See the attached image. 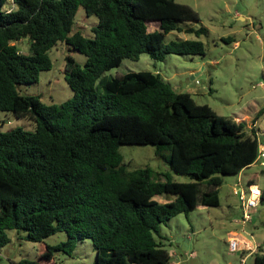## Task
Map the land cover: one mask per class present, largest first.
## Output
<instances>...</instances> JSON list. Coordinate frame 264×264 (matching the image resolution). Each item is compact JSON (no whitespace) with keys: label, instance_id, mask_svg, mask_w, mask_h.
Returning a JSON list of instances; mask_svg holds the SVG:
<instances>
[{"label":"trees","instance_id":"obj_1","mask_svg":"<svg viewBox=\"0 0 264 264\" xmlns=\"http://www.w3.org/2000/svg\"><path fill=\"white\" fill-rule=\"evenodd\" d=\"M79 6L97 17L90 35L73 30ZM183 19L197 20L198 12L176 0H0V110L36 122L32 129L0 128V247L10 241L9 228L42 242L37 258L13 264H56L54 250L71 254L85 238L96 249L92 264H169L170 253L155 236L161 223L198 204H218L221 174L256 159L254 126L247 131L244 119L197 102L158 71L128 70L102 79L104 90L97 91V79L124 57L204 53L200 39L165 40L173 29L206 32L203 25H180ZM21 37L29 52L18 48ZM58 41L85 55L83 64L65 56L72 95L47 103L22 93L20 84L51 68L49 50ZM262 112L264 105L256 115ZM122 143L155 145L175 171L193 179L154 178L148 165L126 169ZM163 193L172 198L159 200ZM57 231L65 239L44 241ZM253 262L264 264V250L253 253Z\"/></svg>","mask_w":264,"mask_h":264},{"label":"rangeland","instance_id":"obj_2","mask_svg":"<svg viewBox=\"0 0 264 264\" xmlns=\"http://www.w3.org/2000/svg\"><path fill=\"white\" fill-rule=\"evenodd\" d=\"M191 5L199 15L197 20H179L183 26L207 28L196 34L191 31H169L165 40L171 38H196L204 44V53L169 52L161 60L141 52L134 59L124 57L118 66L105 70L97 79L96 89L104 90L103 80L122 74L128 70L149 69L158 71L176 90L188 91L197 102L208 103L220 114L241 119L254 120L253 126L260 141L264 143V112H256L264 105V0H176ZM97 21L95 14H86L79 6L73 30L79 29L90 35L91 25ZM156 27L150 22L148 28ZM18 48L29 52V40L21 37L16 41ZM52 66L40 72L38 81L19 85L22 93L38 94L42 101L60 102L72 95V89L64 77L65 56L71 54L80 64L85 55L64 41H58L49 50ZM35 119L27 115H16L9 110H0V128L21 126L32 129ZM122 163L126 169L148 165L153 177L164 179L168 174L172 179L187 181L193 179L188 173L175 171L161 154L155 152L150 143H122L119 146ZM255 159L238 173L221 174L222 181L217 186L219 203L198 204L187 212H179L162 222L160 234L155 235L170 253L169 264H235L240 259V250L229 247L228 231L242 233L253 242H259L264 250V200L250 207L254 217L244 223L241 200L233 186L239 179L246 183L249 179L260 188L264 185V164ZM159 200L172 198L163 193ZM10 241L0 247V264H13L21 257L37 258L41 241L25 238V230L7 229ZM64 231L47 236L44 241L56 243L65 239ZM96 249L89 238L77 241L71 254L63 250L53 251L56 264H92ZM245 264H254L253 254H249Z\"/></svg>","mask_w":264,"mask_h":264},{"label":"built area","instance_id":"obj_3","mask_svg":"<svg viewBox=\"0 0 264 264\" xmlns=\"http://www.w3.org/2000/svg\"><path fill=\"white\" fill-rule=\"evenodd\" d=\"M256 135L258 138V151L256 159H259L264 156V143L260 141L257 131ZM260 163L264 164V160L261 159ZM233 190L239 195V198L241 200L242 215L240 221L244 223L252 218L250 207L257 205L260 201L261 188L255 182H248L244 184L241 183V181H239L238 179L233 186ZM228 240L230 249H238L241 251L240 259L235 264H245L247 256L258 251L261 245L259 242L251 241L240 232L230 233L228 236Z\"/></svg>","mask_w":264,"mask_h":264},{"label":"crops","instance_id":"obj_4","mask_svg":"<svg viewBox=\"0 0 264 264\" xmlns=\"http://www.w3.org/2000/svg\"><path fill=\"white\" fill-rule=\"evenodd\" d=\"M246 115L245 114H242V116H241V119H244V120H246L248 117H245ZM235 119H237V120H241V119H238L237 118V116H235ZM253 123H255L254 122V120L253 121H251V122H249V123H247V125L249 126V127H251V126H253ZM249 181H251V179H249L246 183H248ZM253 181V180H252ZM254 182V181H253ZM245 183V184H246ZM256 183V182H255ZM264 186V185H263ZM252 218H254V217H252ZM251 218V219H252ZM233 232H236L237 233V231H235V230H230V231H228V235L230 234V233H233ZM251 254H253V253H251Z\"/></svg>","mask_w":264,"mask_h":264}]
</instances>
